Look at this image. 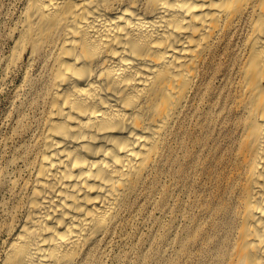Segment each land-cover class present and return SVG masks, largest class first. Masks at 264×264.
<instances>
[{
    "label": "bare ground",
    "instance_id": "6f19581e",
    "mask_svg": "<svg viewBox=\"0 0 264 264\" xmlns=\"http://www.w3.org/2000/svg\"><path fill=\"white\" fill-rule=\"evenodd\" d=\"M23 6L9 66L26 59L20 89L41 115L20 134V174L0 180V264H90L121 243L217 81L241 124L227 154L202 135V263L264 264V0Z\"/></svg>",
    "mask_w": 264,
    "mask_h": 264
},
{
    "label": "rangeland",
    "instance_id": "374dc122",
    "mask_svg": "<svg viewBox=\"0 0 264 264\" xmlns=\"http://www.w3.org/2000/svg\"><path fill=\"white\" fill-rule=\"evenodd\" d=\"M23 4L24 0H0V180H14L20 174L22 162L14 165V160L27 140L20 134L41 115L34 90L20 89L26 59L9 66L14 47L12 33ZM217 82L212 97L206 96L210 102L202 106V95L198 99L191 113L194 135L185 140L184 149H179L171 173L159 180L154 198L145 200L140 215L122 232V242L90 264H203L202 195L212 179L202 172V135L226 148L227 154L241 124L233 89ZM202 121L208 125L203 133ZM10 200L9 191L0 188V203ZM5 220L0 207V226ZM5 239L0 235V257Z\"/></svg>",
    "mask_w": 264,
    "mask_h": 264
}]
</instances>
